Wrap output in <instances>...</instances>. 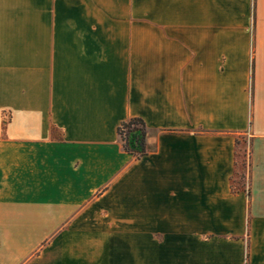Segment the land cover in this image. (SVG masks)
Here are the masks:
<instances>
[{"label":"crops","instance_id":"obj_1","mask_svg":"<svg viewBox=\"0 0 264 264\" xmlns=\"http://www.w3.org/2000/svg\"><path fill=\"white\" fill-rule=\"evenodd\" d=\"M0 264H264V0H0Z\"/></svg>","mask_w":264,"mask_h":264},{"label":"trees","instance_id":"obj_2","mask_svg":"<svg viewBox=\"0 0 264 264\" xmlns=\"http://www.w3.org/2000/svg\"><path fill=\"white\" fill-rule=\"evenodd\" d=\"M146 126L144 122L139 119H133L129 122L124 123L119 129V133L124 141L125 150L137 157H143L146 155ZM245 141V140H243ZM242 143V140L237 139L236 144L239 148ZM238 150L236 152V165L237 162ZM246 164H244L245 166ZM251 168V164L249 165ZM235 181V178L233 179Z\"/></svg>","mask_w":264,"mask_h":264},{"label":"rangeland","instance_id":"obj_3","mask_svg":"<svg viewBox=\"0 0 264 264\" xmlns=\"http://www.w3.org/2000/svg\"><path fill=\"white\" fill-rule=\"evenodd\" d=\"M237 162H238V169L236 173V181L241 184V187H247L248 186V177H249V171H250V147H249V142L248 140L243 141L238 148V157H237ZM244 164H246L244 166Z\"/></svg>","mask_w":264,"mask_h":264}]
</instances>
